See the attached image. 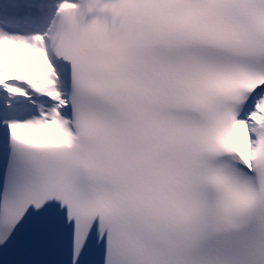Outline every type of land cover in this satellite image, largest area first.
Returning a JSON list of instances; mask_svg holds the SVG:
<instances>
[{
  "label": "snow or ice",
  "instance_id": "obj_1",
  "mask_svg": "<svg viewBox=\"0 0 264 264\" xmlns=\"http://www.w3.org/2000/svg\"><path fill=\"white\" fill-rule=\"evenodd\" d=\"M50 2L0 0V264H264V0H136L119 60Z\"/></svg>",
  "mask_w": 264,
  "mask_h": 264
},
{
  "label": "clouds",
  "instance_id": "obj_2",
  "mask_svg": "<svg viewBox=\"0 0 264 264\" xmlns=\"http://www.w3.org/2000/svg\"><path fill=\"white\" fill-rule=\"evenodd\" d=\"M74 7L53 12L46 27L48 51L63 55L69 48L100 44L119 60L139 33L140 21L133 13L136 0H72ZM54 20V24L51 21Z\"/></svg>",
  "mask_w": 264,
  "mask_h": 264
},
{
  "label": "bare ground",
  "instance_id": "obj_3",
  "mask_svg": "<svg viewBox=\"0 0 264 264\" xmlns=\"http://www.w3.org/2000/svg\"><path fill=\"white\" fill-rule=\"evenodd\" d=\"M55 5V0H51L49 8L51 9Z\"/></svg>",
  "mask_w": 264,
  "mask_h": 264
}]
</instances>
